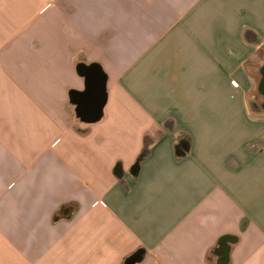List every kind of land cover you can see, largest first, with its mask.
<instances>
[{"label": "crops", "instance_id": "crops-1", "mask_svg": "<svg viewBox=\"0 0 264 264\" xmlns=\"http://www.w3.org/2000/svg\"><path fill=\"white\" fill-rule=\"evenodd\" d=\"M135 254L264 264V0H0V264Z\"/></svg>", "mask_w": 264, "mask_h": 264}, {"label": "water", "instance_id": "water-1", "mask_svg": "<svg viewBox=\"0 0 264 264\" xmlns=\"http://www.w3.org/2000/svg\"><path fill=\"white\" fill-rule=\"evenodd\" d=\"M94 75L98 78L100 77L97 72H95ZM101 88H103V86L98 85L94 80L92 87L81 102V110L86 115L91 117L92 120H95L100 116L103 105L106 101V96H102ZM140 259L141 256L139 254H135L129 260H127L125 264H136Z\"/></svg>", "mask_w": 264, "mask_h": 264}, {"label": "flooded vegetation", "instance_id": "flooded-vegetation-1", "mask_svg": "<svg viewBox=\"0 0 264 264\" xmlns=\"http://www.w3.org/2000/svg\"><path fill=\"white\" fill-rule=\"evenodd\" d=\"M180 144L183 145L184 143L181 141Z\"/></svg>", "mask_w": 264, "mask_h": 264}]
</instances>
